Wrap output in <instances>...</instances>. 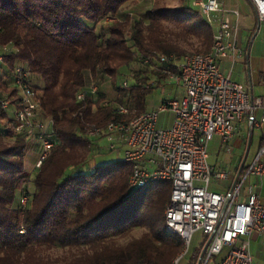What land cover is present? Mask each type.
<instances>
[{"label":"trees","instance_id":"trees-1","mask_svg":"<svg viewBox=\"0 0 264 264\" xmlns=\"http://www.w3.org/2000/svg\"><path fill=\"white\" fill-rule=\"evenodd\" d=\"M213 34L187 0H0V88L14 94L4 77L28 69L55 133L30 177L28 139L9 124L0 129V264L172 263L183 242L164 224L170 182L132 188L123 158L92 161L103 136L88 132L146 111L149 74L163 78L177 70L174 59L210 52ZM92 83L96 92L77 101Z\"/></svg>","mask_w":264,"mask_h":264},{"label":"built area","instance_id":"built-area-1","mask_svg":"<svg viewBox=\"0 0 264 264\" xmlns=\"http://www.w3.org/2000/svg\"><path fill=\"white\" fill-rule=\"evenodd\" d=\"M249 1L258 21H264V0ZM192 5L212 26L217 22L218 28L214 29L210 52L187 53L177 70L170 72L183 95L165 101L158 111H143L128 120H112L104 127L90 129L88 134H102L109 142V150L121 146L123 159L131 167L128 182L132 188L156 180L170 182L164 224L167 232L179 236L183 242V250L171 264H179L196 231H202L208 238L197 264H208L224 245L231 248L219 264H256L249 245L253 236L264 234V206L255 193L240 200L239 190L249 173L264 175V146L252 164L237 173L230 189L219 193L208 189L211 179H227L229 174L208 164L207 142L217 135L226 145L233 136L235 123L245 117L251 127L264 123V96L253 97L231 78L230 69L225 73L218 63L225 57L233 63L241 55L237 46L238 28L231 24L221 1L194 0ZM158 58L167 62L173 56L159 54ZM29 78L28 69L14 68L11 85L15 92L8 95L0 88V112L16 132L40 142L36 169L54 147L55 133L53 120L43 114ZM96 90L95 83L79 89L76 100L82 101L87 93ZM162 110L172 113L167 127L156 126L158 112ZM256 111H260L258 119ZM119 112L126 109L120 107ZM26 201V195L22 194L20 204L25 206Z\"/></svg>","mask_w":264,"mask_h":264},{"label":"rangeland","instance_id":"rangeland-1","mask_svg":"<svg viewBox=\"0 0 264 264\" xmlns=\"http://www.w3.org/2000/svg\"><path fill=\"white\" fill-rule=\"evenodd\" d=\"M170 4H177V0H167ZM194 0H187L188 4H193ZM213 28H218V23L213 22ZM258 32L256 37L252 40L250 46V58L248 62V74L253 83L256 82L258 78L259 69L253 64L252 53L256 49L261 51L264 48V21H260L257 26ZM222 60V59H220ZM219 60V61H220ZM174 63L177 62L176 59L173 60ZM219 63V62H218ZM230 62L226 61L221 63L222 69L224 72H228L230 69ZM167 76L163 78H157L155 74L151 73L150 81H153L154 84L151 87L150 91L146 95V111H158L159 107L172 98H179L181 95V86L178 84L173 76ZM230 75L232 79H237L245 83V78L247 75V69L243 68L237 63H234ZM31 83L40 84L39 80L35 75L30 77ZM248 79V78H247ZM9 82H12V77L8 76ZM102 89L111 94L110 86L107 81L103 82L101 85ZM256 93L264 91V88L256 87ZM256 118H259V111L255 113ZM172 113L169 110H162L158 112L157 116V127H167L171 124ZM4 127V120L0 119V129ZM260 137L259 127H251L248 119L245 117L242 120L235 123V129L233 137L223 144L220 140V137L217 135L212 136L207 142V162L215 170H225L226 172L232 173L235 169V166L240 163L244 164L245 167H248L256 156L258 152V140ZM28 143L25 154H24V164L25 169L33 168L34 157L40 151V142L36 139H33ZM109 142L103 138L99 141V150H97L92 158L94 162H108L113 159L123 158V151L121 146L118 144L113 150H109ZM260 161V160H259ZM35 169L30 171V177L33 175ZM227 182L225 181H215L213 178L210 182V189L212 190H222L226 186ZM28 186H31L30 181L28 180ZM141 233V230L137 229L134 231V234L138 236ZM208 238L202 231H196L192 234L188 250L180 258L179 264H197L201 255V252L207 242ZM230 245H224L221 251L218 254H215L211 257L208 264H219L223 257L227 254ZM250 253L253 256L254 262L256 264H264V235L253 236L250 240L249 245Z\"/></svg>","mask_w":264,"mask_h":264},{"label":"crops","instance_id":"crops-1","mask_svg":"<svg viewBox=\"0 0 264 264\" xmlns=\"http://www.w3.org/2000/svg\"><path fill=\"white\" fill-rule=\"evenodd\" d=\"M220 1H221V5L226 9V15L229 18L231 24L237 26V28H238L237 46L241 52V55L238 56L233 63H231V60L229 57L222 58V60L219 61L220 67L222 69V66H221L222 61L225 63H226V61H228L231 63L230 64V72H231V69H232L234 63H237L240 66H242L243 68L247 69V75L245 78V80H246L245 83L238 81L237 79H233V80L240 83L243 86V88L249 94H251L253 97L264 96V91H260L259 93H256V91H257L256 87L264 88V48H262L261 51L256 49L252 53V59L254 62L253 64L256 66V68L259 69L258 78H257L255 83H253L251 81V78L249 77V74H248V62H249V58H250V46H251L250 44H251L252 40L257 35V32H258L257 26L259 25L260 21H258L256 14L254 12L253 6L249 0H220ZM4 80L6 82H8L9 84H11V82H9L7 77H4ZM182 95H183V91L181 88L180 97ZM259 115H260V111H259ZM0 119L4 120V126H6L8 124L5 118L0 117ZM255 127H259V129H260V137L258 140V152H259L260 148L262 146H264V123H261L260 125L255 126ZM31 141H34V140L33 139L27 140L26 148H27L28 143H30ZM258 152L256 153V156H257ZM35 156L38 157V154ZM256 156L254 157V159L256 158ZM37 157H34L33 168L28 169V170L25 169V172H24L25 175L30 176V174H31L30 171L35 169L34 163H35ZM254 159H253V161H254ZM250 165H248V166H250ZM245 168L246 167L244 166V164L240 163V161H239V164L235 166V169L232 173L227 172L229 174L227 179L215 180L217 182L218 181L227 182L224 189L212 190V189H210V183L208 185V189L211 191L219 192V193H225L227 190L230 189V187L232 186V184L236 180L237 173H239L240 171H243ZM212 169H214V168H212ZM251 193L257 194L258 198H259L260 205L264 206V175L249 173L245 177V179L243 180V182L240 186V190H239L240 200H246L247 197ZM262 235H264V234H262Z\"/></svg>","mask_w":264,"mask_h":264}]
</instances>
